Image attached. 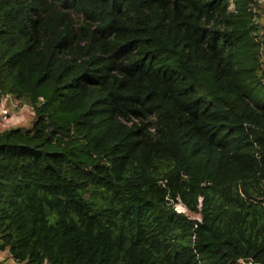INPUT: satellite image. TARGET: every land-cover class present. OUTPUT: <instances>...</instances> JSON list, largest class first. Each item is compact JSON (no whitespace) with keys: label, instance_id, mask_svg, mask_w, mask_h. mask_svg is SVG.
Listing matches in <instances>:
<instances>
[{"label":"trees","instance_id":"obj_1","mask_svg":"<svg viewBox=\"0 0 264 264\" xmlns=\"http://www.w3.org/2000/svg\"><path fill=\"white\" fill-rule=\"evenodd\" d=\"M261 1L0 0V251L264 264Z\"/></svg>","mask_w":264,"mask_h":264},{"label":"rangeland","instance_id":"obj_2","mask_svg":"<svg viewBox=\"0 0 264 264\" xmlns=\"http://www.w3.org/2000/svg\"><path fill=\"white\" fill-rule=\"evenodd\" d=\"M254 13H257L255 20L261 26L259 41H262V68L264 69V0L257 7H254ZM258 39V38H257ZM43 100H41L42 102ZM6 112V114L4 113ZM35 120V114L32 107L21 105L11 97H2L0 101V133L17 128H30ZM179 212H184L185 208L181 205L177 207ZM198 216H192L196 218ZM2 264L16 263L8 252L0 251Z\"/></svg>","mask_w":264,"mask_h":264},{"label":"water","instance_id":"obj_3","mask_svg":"<svg viewBox=\"0 0 264 264\" xmlns=\"http://www.w3.org/2000/svg\"><path fill=\"white\" fill-rule=\"evenodd\" d=\"M194 220L197 221V222H199V223L202 222V218L201 217H196V218H194Z\"/></svg>","mask_w":264,"mask_h":264},{"label":"built area","instance_id":"obj_4","mask_svg":"<svg viewBox=\"0 0 264 264\" xmlns=\"http://www.w3.org/2000/svg\"><path fill=\"white\" fill-rule=\"evenodd\" d=\"M6 114V112H4Z\"/></svg>","mask_w":264,"mask_h":264}]
</instances>
